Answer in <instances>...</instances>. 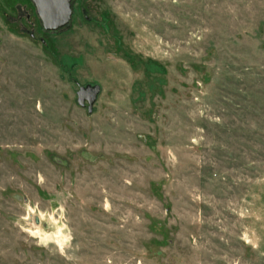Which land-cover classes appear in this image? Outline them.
Segmentation results:
<instances>
[{
  "label": "rangeland",
  "instance_id": "374dc122",
  "mask_svg": "<svg viewBox=\"0 0 264 264\" xmlns=\"http://www.w3.org/2000/svg\"><path fill=\"white\" fill-rule=\"evenodd\" d=\"M70 9L0 0V264H264V0Z\"/></svg>",
  "mask_w": 264,
  "mask_h": 264
},
{
  "label": "water",
  "instance_id": "95a60500",
  "mask_svg": "<svg viewBox=\"0 0 264 264\" xmlns=\"http://www.w3.org/2000/svg\"><path fill=\"white\" fill-rule=\"evenodd\" d=\"M36 13L46 31H57L65 27L71 17L70 1L71 0H31ZM86 94V95H85ZM79 98H87L89 103L94 100V95H87L81 91Z\"/></svg>",
  "mask_w": 264,
  "mask_h": 264
}]
</instances>
